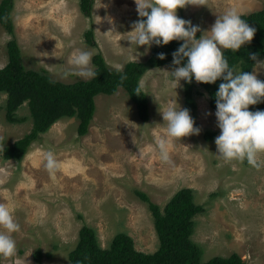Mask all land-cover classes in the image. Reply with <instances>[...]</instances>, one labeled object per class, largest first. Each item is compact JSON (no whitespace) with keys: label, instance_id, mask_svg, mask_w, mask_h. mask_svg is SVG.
I'll list each match as a JSON object with an SVG mask.
<instances>
[{"label":"rangeland","instance_id":"rangeland-1","mask_svg":"<svg viewBox=\"0 0 264 264\" xmlns=\"http://www.w3.org/2000/svg\"><path fill=\"white\" fill-rule=\"evenodd\" d=\"M263 4L264 0H186L177 15L200 27L198 39L229 8L246 14ZM79 6L80 0H13L14 36L0 24V68L7 63L6 44L12 38L27 69H45L53 80L64 83L86 81L62 78L77 50L100 52L114 69L149 57L153 44L136 48L129 41L133 23L141 19L135 0H93L89 16ZM88 30L93 43L86 39ZM175 67L167 62L141 77L149 100L146 121L119 86L113 94L95 96L87 134H77L75 116L61 117L31 143L20 162L0 156V203L13 209L20 225L12 234L15 253L0 255V263L37 264L33 254L40 250L42 264H65L84 224L94 228L101 247H107L116 233L126 232L137 250L154 252L158 238L153 217L136 192L147 193L162 207L175 191L190 187L195 202L204 206L194 217L191 235L202 249V260L236 252L245 264H264V166L227 162L218 155L216 109L199 84L196 109L190 115L200 132L172 139L170 161L159 158L156 141L165 134L160 110L175 102L184 108L183 80L177 84L168 73ZM253 71L264 81V68L252 67ZM6 97L0 92L1 148L22 137L32 124L27 102L15 112L24 122L6 120ZM206 131L213 132V138L207 139ZM48 150L60 164L55 173L44 167ZM259 159L264 164V154Z\"/></svg>","mask_w":264,"mask_h":264},{"label":"trees","instance_id":"trees-1","mask_svg":"<svg viewBox=\"0 0 264 264\" xmlns=\"http://www.w3.org/2000/svg\"><path fill=\"white\" fill-rule=\"evenodd\" d=\"M92 5L93 0H80L79 7L89 16ZM12 6L13 0H0V24L14 36V24L10 15ZM241 15L242 19L256 29L255 35L250 43L243 45L237 52L224 50V55L230 66L251 72L254 61L249 59V54L255 53L258 59H264V4L259 10ZM85 36L89 43L94 42L92 30H88ZM182 43L184 42L181 40H172L159 46L153 43L151 53L145 61H129L122 69L110 68L103 55L95 53L92 56L96 67L94 78L64 83L53 80L45 69H27L22 62L18 43L12 38L6 44L7 63L0 68V92L7 94L4 105L6 120L11 123L24 122L25 118L18 117L15 112L22 103L27 102L32 124L29 131L12 144L1 148L0 142V156L20 162L31 143L39 139L40 134L61 117L75 116L78 120L77 134H87L95 113V96L113 94L119 86L126 90L139 117L146 121L149 118V100L140 86V79L147 70L171 62L172 53ZM161 53L165 55L164 59L159 58ZM183 63L186 60L182 61V65ZM122 75L126 76L123 81ZM222 82L220 79L214 84L197 82L194 78L191 83L183 80L184 108L189 109L190 114L195 112L194 95L199 84L208 95L210 107L216 109L215 93ZM138 87L141 91L136 95L135 89ZM258 109L264 110V102L250 107V111ZM213 136V132H205L207 139ZM136 194L147 204L153 217L158 238V247L154 252L137 250L132 237L126 232L116 233L107 247H101L94 228L84 224L78 230L76 244L69 251L65 264H245L236 252L202 260V249L192 240L191 235L194 217L204 211V206L195 202L192 188L178 189L162 207L152 201L147 193L137 191ZM33 257L37 264H42L40 250H36Z\"/></svg>","mask_w":264,"mask_h":264},{"label":"clouds","instance_id":"clouds-1","mask_svg":"<svg viewBox=\"0 0 264 264\" xmlns=\"http://www.w3.org/2000/svg\"><path fill=\"white\" fill-rule=\"evenodd\" d=\"M186 0H135L138 16L133 23L131 45L151 46L168 44L172 40H183L179 48L172 53V64L177 67L170 72V77L177 84L181 81L219 84L215 93L217 127L220 134L215 138L217 153L225 161H247L255 168L264 166L259 157L264 154V110L250 111V105L264 102V81L257 78V72L238 70L230 66L224 50L237 52L246 43H250L256 29L251 27L235 8H229L218 15L210 30L203 32L198 25L186 21L177 15V9L185 5ZM93 53L90 50H77L71 57L70 68L62 73V78L76 76L90 80L96 76L92 65ZM164 59L163 53L159 54ZM254 61L253 68H264V61L258 60L257 54L250 53ZM183 63L182 61H185ZM182 65V66H181ZM126 76H121V81ZM140 88L135 94H140ZM175 105H168L160 114L165 125V134L157 141L159 158L170 161V141L181 140L191 134H198L200 129L194 127L190 110ZM55 123V122H54ZM44 167L49 173H55L60 164L52 150L44 153ZM0 255L11 256L16 251L13 233L19 231L13 209L0 203Z\"/></svg>","mask_w":264,"mask_h":264},{"label":"crops","instance_id":"crops-1","mask_svg":"<svg viewBox=\"0 0 264 264\" xmlns=\"http://www.w3.org/2000/svg\"><path fill=\"white\" fill-rule=\"evenodd\" d=\"M45 170H46V172H47V169H45ZM45 170H44V171H45ZM45 174H46V173H45Z\"/></svg>","mask_w":264,"mask_h":264}]
</instances>
